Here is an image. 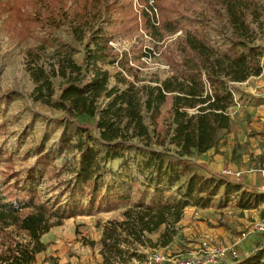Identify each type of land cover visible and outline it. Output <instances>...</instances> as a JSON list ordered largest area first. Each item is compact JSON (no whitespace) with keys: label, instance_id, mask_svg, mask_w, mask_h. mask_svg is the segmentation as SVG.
I'll use <instances>...</instances> for the list:
<instances>
[{"label":"trees","instance_id":"trees-1","mask_svg":"<svg viewBox=\"0 0 264 264\" xmlns=\"http://www.w3.org/2000/svg\"><path fill=\"white\" fill-rule=\"evenodd\" d=\"M67 1H0V14L6 15L4 29L21 42L31 38L38 26H44L50 34L59 26L56 11L61 20H65ZM139 1L149 12L156 9L158 13L157 26H143L151 39L160 42L180 31L159 55L170 75L161 80L156 78L154 85L136 86L130 80L136 78L137 70L129 65L126 54L122 56L123 61L118 62L120 71L113 75L115 85L110 84L109 72L103 68L117 62L118 55L109 46L112 33L127 34L129 29L138 28L131 0L127 6L120 0L104 5L106 14H117L116 23L110 30L98 28L89 34V39L78 50L81 55L78 64L68 55H59L46 71L38 65V54H29L27 71L36 85L29 97L34 101L48 100L54 95L52 78L64 80L55 95L54 107L62 113L56 121L65 128L77 130V140L67 142V149L77 156V166L67 169L70 178L58 180L52 188L60 197L67 194L63 204L58 197L42 201L36 190L44 171L53 167L41 148H37L33 163L24 168L23 175L12 172L3 176L0 264H35V256L46 247L41 237L52 228L62 226L81 209V204L74 202V195L84 197L92 210L101 213L112 212L130 201L128 191L103 192L101 184L103 175L108 172L107 163L122 159V165L127 164L128 158L120 152L122 149L136 150L142 155L140 162L132 161L141 177L129 180L133 195L140 199L121 212L122 221L96 220V227L101 228L100 239L97 243L85 240L83 245L91 249L100 245L101 264L126 263L120 245L149 243L148 236L161 226H165V232L160 238L165 239L166 245L175 234L174 226L182 219L186 207L205 208L214 199H218L219 208L233 201L240 210H250L264 203V193L257 192L253 183L247 189L245 183L234 182L226 175L211 172L205 164H192L189 159L193 153L201 154L216 147L221 136L229 132L225 116L233 104L229 88L262 72V52L256 44L257 32L251 22L261 29L258 21L263 8L256 0H200L202 8L189 15L186 12L189 0H153L154 6L147 0ZM78 4L79 24L75 33L81 35V41L88 26L87 17H91L89 8L92 4L100 5V0H79ZM141 13L148 19V12L142 10ZM123 18L128 27L126 21L122 22ZM211 35L222 39L213 40ZM44 42L42 38L38 49L43 50ZM168 95L172 98L174 114L170 123L172 135L166 144L159 142L157 145L163 149L157 150L151 147L152 137L139 107L143 102L164 103ZM14 96L29 98L16 89L0 92V100ZM189 110L193 114L188 117ZM78 117L88 120L79 122ZM167 144L175 150L171 151ZM200 169L208 175L202 176ZM180 179H184V183L174 196L169 190ZM259 244L251 254L254 261L264 259V245Z\"/></svg>","mask_w":264,"mask_h":264},{"label":"rangeland","instance_id":"rangeland-1","mask_svg":"<svg viewBox=\"0 0 264 264\" xmlns=\"http://www.w3.org/2000/svg\"><path fill=\"white\" fill-rule=\"evenodd\" d=\"M112 1L115 0H100V5L96 7L94 4L91 5L89 8L91 17H87L88 26L84 29L85 35L81 41L79 40L81 35L75 33V28L79 24L77 22L79 0L66 2L64 21L56 11L59 26L52 29L50 34H47L44 26H38L33 36L24 42L19 41L4 29L3 21L6 15L0 14V92L16 89L27 97L32 96L36 85L27 71L30 53L38 54V65L46 71L50 70L51 64L56 62L59 55H68L78 64L81 56L78 50L85 40L89 39V34L98 28L110 30L116 23L117 14H106L103 10L104 5ZM256 1L264 10V0ZM120 2H123L125 6L129 4V0H120ZM131 3L133 10L137 13L138 28L129 29L127 34L112 33L109 46L113 53L118 55L117 62L113 65H105L103 68L109 72L110 84L115 85L113 75L116 71H120L118 62L121 59L122 62V56L126 54L129 65L137 70L136 78L133 77L130 80L136 86L154 85L156 78L161 80L170 75L168 66L159 55L165 45L178 36L180 31L165 37L163 41H154L143 31V26L158 25L156 9L153 8L154 11L149 12L139 0H131ZM147 3L154 6L153 0H147ZM201 8L200 0H189L186 12L190 15L193 10L198 11ZM142 10L149 13L148 19L141 16ZM41 11L43 12V7ZM125 21L126 19L123 18L122 22ZM258 23L261 29L252 22L251 27L257 32L256 44L262 52L261 80L258 82L251 77L248 85H245L246 82L236 83L229 88L233 98V104L225 112L229 132L221 136L214 148H222L225 154V168L219 174H222L224 170L240 173L242 177L239 182L247 184V187H250L248 183H253V186L258 187L257 192L264 193V182L259 173L264 171V11ZM126 27H128L127 21ZM211 36L213 40L222 39V37ZM42 38L45 42L43 50H40L38 47L42 44ZM51 81L54 95L48 100L36 102L31 97L25 100L19 96L0 100V191L4 190L3 176L12 172H20V175H23L24 168L33 163L37 148H41L48 154L53 167L44 171L40 183L36 185V190L42 201H53L58 197L63 204L67 194L60 197L57 195V190L53 191L52 188L56 186L58 180L70 178L71 175L66 173L67 169L77 166V156L67 149L68 141L74 143L77 140V130L72 127L65 128L63 124L56 121L62 113L54 107L55 95L59 92L64 80L55 77ZM139 110L152 137L151 147L162 150L163 146L157 144L159 142L166 144L167 139L172 135L170 123L174 114L171 96L168 95L165 102L161 104L143 102ZM186 113L189 117L193 111L189 110ZM86 120L88 119L85 117L77 118L79 122ZM167 147L171 151L175 150L171 145L167 144ZM100 150L103 151V149ZM120 152L128 158L127 164L122 165V159L107 163L105 168L108 172L103 175L101 184L103 192L109 189L112 192L128 191L131 200L112 212L101 213L99 210H92L84 197L74 195V202L81 204V209L76 210L75 214L65 220L62 226L52 228L47 233L45 250L35 258V264H101L102 259L100 258L101 261L98 263L96 257L99 255L100 245L96 244L93 249L83 245L85 240L97 243L100 239L101 228L96 227V220L102 223L114 219L122 221L121 212L140 199L133 195L134 189L130 186L129 180L132 177L135 179L141 177L132 161L140 162L143 159L142 155L136 150L122 149ZM194 156L196 153L191 155V157ZM57 170L60 172L58 173ZM57 175L60 177L56 178ZM183 183L184 179H180L169 192L176 196L177 189ZM187 210L191 209L187 208ZM193 210L188 219L174 226L175 234L166 245H164L165 239L160 238L165 232V226H161L155 233L149 235L150 242L144 245L122 243L120 249L125 252L123 258L127 260L124 264H144L152 252L165 257L192 258L199 250H202L203 246L237 250L240 244H247L246 253L236 251L238 258L232 264H263L264 259L254 261L251 254H254L258 243H260L259 246L264 245V203L250 210H240L233 201L219 208L218 199H214L208 207H196ZM259 228L262 231H258ZM219 232L227 234L226 239L221 235H213ZM242 233L245 234L244 238H241ZM234 244L237 245L233 246ZM227 262L231 263V260Z\"/></svg>","mask_w":264,"mask_h":264},{"label":"built area","instance_id":"built-area-1","mask_svg":"<svg viewBox=\"0 0 264 264\" xmlns=\"http://www.w3.org/2000/svg\"><path fill=\"white\" fill-rule=\"evenodd\" d=\"M260 178L264 182V171H260ZM223 175L232 178L235 182L241 180V174L224 170ZM262 189V188H261ZM256 229V227H254ZM258 231H262L261 228ZM245 234H241V238H244ZM234 244L233 246H236ZM238 258L235 248L230 250L224 248L203 246L202 250H199L197 254L192 258H179L178 256L165 257L159 253L152 252L144 264H223L226 261H232Z\"/></svg>","mask_w":264,"mask_h":264},{"label":"crops","instance_id":"crops-1","mask_svg":"<svg viewBox=\"0 0 264 264\" xmlns=\"http://www.w3.org/2000/svg\"><path fill=\"white\" fill-rule=\"evenodd\" d=\"M263 75V74H262ZM256 80H258V82L261 80V75H258L256 77H252ZM251 79V78H250ZM245 85H248L249 83V79L247 81H245ZM224 153V150L222 148H211L209 150H207L206 152L204 153H201V154H196V156L194 157H191L189 158L191 162H194L195 164H205L207 166V168L211 171V172H214V173H220L225 167H224V158H225V154ZM198 172L202 175V176H207L208 173L205 171V170H198ZM248 183V182H246ZM250 186L251 183H248ZM247 185V184H246ZM258 188V187H257ZM247 189H249V187H247ZM188 209H191L190 211L187 210ZM193 208H196V207H186L183 211V216H182V219L178 222V224H180L181 222H183L184 220L188 219L191 214L194 212ZM202 229V228H201ZM221 235L224 239H226V236L227 234L225 233H222V232H219V233H215L213 235ZM47 233L45 235H43L41 237V242L46 245V240H48L47 238L45 239ZM246 249H247V244H240L239 246H237V250L236 251H241L243 253H246ZM42 253V252H41ZM41 253H38L35 258L38 257L39 254ZM97 257V262L100 263L101 261V257L98 255L96 256Z\"/></svg>","mask_w":264,"mask_h":264}]
</instances>
